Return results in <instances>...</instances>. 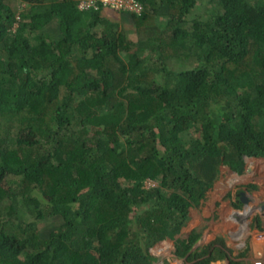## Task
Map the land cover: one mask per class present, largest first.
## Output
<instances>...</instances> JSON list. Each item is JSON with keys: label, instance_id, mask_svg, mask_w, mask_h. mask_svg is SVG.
I'll list each match as a JSON object with an SVG mask.
<instances>
[{"label": "trees", "instance_id": "16d2710c", "mask_svg": "<svg viewBox=\"0 0 264 264\" xmlns=\"http://www.w3.org/2000/svg\"><path fill=\"white\" fill-rule=\"evenodd\" d=\"M136 1L0 0V264L228 256L181 232L264 157V0Z\"/></svg>", "mask_w": 264, "mask_h": 264}, {"label": "crops", "instance_id": "0c3cea01", "mask_svg": "<svg viewBox=\"0 0 264 264\" xmlns=\"http://www.w3.org/2000/svg\"><path fill=\"white\" fill-rule=\"evenodd\" d=\"M255 157V156H252ZM257 158V157H256ZM262 158L264 160V157H258ZM247 163H245V170L243 171L244 174L241 177V181L245 183V185L249 186L248 190L251 192H247V197H249V201L247 205H254L256 207V211H254L252 214L249 216V220L246 222L248 230L243 231L242 228V223H239L235 217H233V213L230 214L229 217L228 213L230 212L229 209V204L230 201L227 199L226 201L228 202H221L217 206V201L221 195H215L213 196L214 198L212 199H207L202 201L201 205L205 206L204 210L200 216L202 220H205V218H209L210 225L205 227L201 224L202 220L200 221L199 219L197 220L199 216H194V219L189 218V221L187 222V225H191L189 230L184 231L182 229V233H186L194 228L200 230L202 232L200 239L195 243L194 248L202 247L204 245H207V239L211 240L210 242L214 241L215 245H221L224 247H227L230 249L232 254L236 256L237 260H243L244 262H247L248 264H251L249 262L248 257H239V253H242L243 250H246L248 254H253V256H260L264 257V214L261 215L259 218L258 216L255 217L256 212L261 209V206H258V203L261 204L264 207V161L261 162L258 165H251V163L248 164V161L246 160ZM242 172V173H243ZM255 174H259L261 177L255 178L253 177ZM240 177V176H238ZM257 180V181H256ZM256 189V190H255ZM232 194V193H231ZM241 194V193H240ZM240 194H234L233 195V200L238 198V201L241 199ZM223 195L221 196V198ZM228 197V196H227ZM255 199V200H254ZM215 202L216 203V212L219 214V217L217 218V215L215 213L212 214V212L215 210L214 208L211 207V203ZM241 201V200H240ZM236 205H241L238 202H235ZM229 210H228V209ZM212 214V215H211ZM210 216V217H209ZM233 217V218H232ZM218 220V222H217ZM203 227V229L201 228ZM240 228V229H239ZM239 230L243 231L240 232ZM238 232L240 234H238ZM246 233V236H245ZM248 234V235H247ZM205 237L206 241H202L200 243L201 238ZM171 240L173 243V246L166 245L161 247L162 249L167 251H174L176 250V245L174 239L171 238H166L165 240ZM213 245V246H215ZM188 256V255H187Z\"/></svg>", "mask_w": 264, "mask_h": 264}, {"label": "rangeland", "instance_id": "374dc122", "mask_svg": "<svg viewBox=\"0 0 264 264\" xmlns=\"http://www.w3.org/2000/svg\"><path fill=\"white\" fill-rule=\"evenodd\" d=\"M246 160L248 161V164L249 163H251V165H258V164H260L261 162H263L264 160L262 159V158H256V157H246ZM247 163V162H246ZM245 170V169H244ZM244 174V172L243 173H241V174H237L236 172H234L231 168H230V166L229 165H222L221 166V172H220V175H219V177H218V179H217V181L215 182V184H214V186L208 191V198L207 199H212V198H214L213 196H215V195H221L222 193V195H223V197L221 198V196L219 197V199H218V201H217V206L221 203V202H225L227 199H229V200H231L230 201V204H229V209H230V212L228 213V215H226L227 217H229L230 216V214H232L233 213V211H231L232 210V208H234V207H236V204H235V202H240V200L238 201V198H236V200L234 199L233 200V195L234 194H237L240 190H242V189H245L247 192H250L249 190H248V187H246L245 186V183L243 182V180L241 181V177H242V175ZM238 176H240V177H238ZM253 177H255V178H257L258 177V179H259V177H261L259 174L257 175V174H255ZM257 181V180H256ZM151 184H156V182L155 181H153V180H151V179H148L147 180V185H151ZM256 190V189H255ZM231 192H232V194H231ZM251 193V192H250ZM228 196V197H227ZM247 196V195H246ZM226 202H228V201H226ZM216 203L215 202H213L212 201V203H211V207L212 208H214L215 210L212 212V214L213 213H215L216 212ZM241 206H243V205H241ZM258 206H261L260 204H258ZM205 208V206H203V205H199V206H196V207H192L191 209H190V218H192V220L194 219V216H199L198 218H196L197 220L199 219L200 221L202 220L201 218H200V216L202 215L201 213L204 211V210H206V209H204ZM242 209H243V207H241ZM228 209V208H227ZM228 209V210H229ZM199 214H201V215H199ZM211 214V215H212ZM216 215H217V218L219 217V214H217V213H215ZM262 214H264V207L262 206L261 207V209H259L257 212H256V214H255V217H261V215ZM214 215V214H213ZM210 217V216H209ZM209 220V218H205V220H202L201 222V224H198V225H202V226H204V229H205V227H207V225L209 226L210 225V222L208 221ZM189 221V220H188ZM238 221V220H237ZM217 222H218V220H217ZM239 223H240V221H239ZM193 224V223H192ZM192 224L191 225H185L184 227H183V230L184 231H187V230H189L190 229V227L192 226ZM201 226V228L203 229V227ZM240 229V228H239ZM242 229V228H241ZM244 229V230H243ZM243 231H245L246 230V226H244L243 227ZM240 232H243V231H241V230H239ZM238 234H240L239 232H238ZM248 235V234H247ZM245 236H246V233H245ZM202 241H206V239H205V237H204V235H203V237L201 238V240H200V243L202 242ZM210 241L211 240H209V239H207V243H210ZM170 245V246H173V243H172V241L171 240H169V239H167V240H163V241H160V242H158V243H156V245L153 247V252H154V254H156V255H158V256H164V257H168V258H170V260H171V262H170V264H183V262H184V259L183 258H179V257H174V254H173V252L172 251H167V252H165V250L164 249H162L161 247H163V246H166V245ZM195 249V248H194ZM198 249V248H197ZM244 251V250H243ZM223 260H225L226 262H222V264H226L227 262H228V259L226 258V259H223ZM214 263H217V262H214Z\"/></svg>", "mask_w": 264, "mask_h": 264}, {"label": "clouds", "instance_id": "9594fccd", "mask_svg": "<svg viewBox=\"0 0 264 264\" xmlns=\"http://www.w3.org/2000/svg\"><path fill=\"white\" fill-rule=\"evenodd\" d=\"M246 157H252V156H245V163H246ZM255 157H261V156H255ZM223 165H225V164H223ZM226 165H228V164H226ZM230 166V165H229ZM231 168V167H230ZM234 172H236L238 175L239 174H241L242 172H239V171H237V170H235V169H233V168H231ZM220 172H221V169H220ZM220 175V174H219ZM218 179V178H217ZM217 179H216V181H217ZM215 181V182H216ZM215 182H214V184H215ZM214 184L208 189V191L214 186ZM246 187H249V186H247V185H245ZM208 191H207V196H206V199L205 200H207V198H208ZM232 193V192H231ZM241 193V194H240ZM238 194H240L241 195V201L239 202L241 205H243V206H241V205H236V207H234V208H232V210L231 211H234V213H235V211H243V210H245V208H246V206H247V203H248V201H249V197H247L246 195H247V191L245 190V189H242V190H240L239 192H238ZM241 207H243V209L241 208ZM234 213H233V215H234ZM249 216H250V214L249 215H247V219L249 220ZM163 240H165V239H163ZM163 240H161V241H163ZM160 242V241H159ZM158 243V242H157ZM156 245V244H155ZM154 245V246H155ZM153 246V247H154ZM153 247L151 248V252H152V254L153 255H155L156 256V258H157V260L159 261V262H163L164 261V259L166 258V259H168L169 260V262H168V264H170V262H171V260H170V258H168V257H164V256H158V255H156V254H154V252H153ZM195 249H197V248H195ZM176 250H174V251H172L173 252V254H174V257H179V258H183L184 259V262H183V264H186V263H188L187 262V257L186 256H183V257H181V256H178L177 254H176V252H175ZM226 251H227V253H228V256H219L218 258H216L215 260H213L210 264H222V262L224 261V262H226L225 260H223V259H228V262L226 263V264H232L231 263V260L232 259H234V260H237V258H236V256H234L233 254H232V252L230 251V249L229 248H227L226 247ZM242 253H244V255H241V253H239V257H248V259H249V262L251 263V264H255V262L256 261H262L263 262V264H264V257H260L259 255L258 256H253V254H248V252L246 251V250H244ZM214 262H217V263H214ZM247 263V262H246ZM248 264V263H247Z\"/></svg>", "mask_w": 264, "mask_h": 264}, {"label": "built area", "instance_id": "2783aa9c", "mask_svg": "<svg viewBox=\"0 0 264 264\" xmlns=\"http://www.w3.org/2000/svg\"><path fill=\"white\" fill-rule=\"evenodd\" d=\"M99 1V0H98ZM105 4H110L115 8H133L136 10H140L142 8L141 3L136 0H101ZM97 0H81V6H90L92 4H96ZM255 264H263L262 261H256Z\"/></svg>", "mask_w": 264, "mask_h": 264}, {"label": "bare ground", "instance_id": "6f19581e", "mask_svg": "<svg viewBox=\"0 0 264 264\" xmlns=\"http://www.w3.org/2000/svg\"><path fill=\"white\" fill-rule=\"evenodd\" d=\"M261 207H262V205H261ZM254 211H256V207L254 205L250 204V206L245 208V210H243V211H235V213L233 211L234 215H232V216L235 217L238 221H240V223H242V229H243V227L247 225V223H246L248 221V219L246 218L247 215L252 214Z\"/></svg>", "mask_w": 264, "mask_h": 264}]
</instances>
